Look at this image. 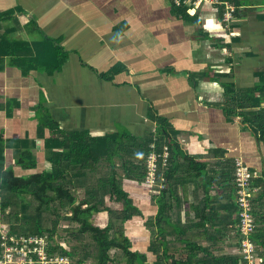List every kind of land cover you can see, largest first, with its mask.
Returning a JSON list of instances; mask_svg holds the SVG:
<instances>
[{
    "label": "crops",
    "instance_id": "1",
    "mask_svg": "<svg viewBox=\"0 0 264 264\" xmlns=\"http://www.w3.org/2000/svg\"><path fill=\"white\" fill-rule=\"evenodd\" d=\"M228 4L235 11L225 21ZM10 9L0 33L22 48L0 55L3 167L23 176L48 167L51 130L41 125L43 115L64 131L103 136L126 130L138 137L156 128L155 116L165 117L183 153L205 164L195 175L184 163L174 177L172 251L187 256L189 241L248 264L236 231L231 170L240 159L261 186L252 200L258 219L253 264H264V136L243 117L264 109V0H220L188 7L185 15L172 0H0V13ZM227 86L257 105H231L238 114H230ZM26 148L34 168L16 162ZM123 187L142 211L125 223L126 234L132 249L153 262L146 220L158 212L157 191L129 178Z\"/></svg>",
    "mask_w": 264,
    "mask_h": 264
},
{
    "label": "trees",
    "instance_id": "2",
    "mask_svg": "<svg viewBox=\"0 0 264 264\" xmlns=\"http://www.w3.org/2000/svg\"><path fill=\"white\" fill-rule=\"evenodd\" d=\"M187 8L179 6L184 15ZM13 11L0 13V20ZM30 24L37 28L35 21ZM20 43L7 33H0V55L11 54L15 48L18 52L22 48H19ZM17 59L30 61L22 55ZM226 93L230 114H238L237 107L257 105V101L241 93H231L229 86ZM231 105L235 109H231ZM244 114L256 134L264 136V109ZM155 121L156 128L142 137L126 130L92 136L87 131H64L51 117L41 116V125L51 130L45 148L48 167L23 176L16 175L12 166L4 168L0 162V228L9 226L17 233L47 234L51 251L69 255L73 264H83L90 259L95 264H240L238 257L216 256L211 246L189 241L185 242L187 256L177 257L172 251L170 236L174 229L169 226L175 195L174 177L184 163L197 170L195 175L202 173L205 164L183 153L177 132L167 118L158 115ZM165 146L169 149L168 161L165 164L161 159L158 161L154 186L157 193L153 195L158 212L146 220L151 231L149 250L156 255V259L149 262L145 252L132 249V241L126 234L125 223L135 215H142V211L123 187V180L145 182L149 154L162 153ZM2 157L0 153V159ZM16 162L24 168L37 166L28 148L18 155ZM231 170L234 179L235 162ZM253 184L260 189L259 183ZM108 198L120 202L122 207L109 206ZM236 205L239 211L237 202ZM104 212L108 214L105 224L92 220L94 215ZM253 214L257 230L254 210ZM62 218L66 224L60 223ZM255 230L251 236L254 242ZM236 231L239 233V215ZM112 249L116 251L114 255L110 253Z\"/></svg>",
    "mask_w": 264,
    "mask_h": 264
},
{
    "label": "built area",
    "instance_id": "3",
    "mask_svg": "<svg viewBox=\"0 0 264 264\" xmlns=\"http://www.w3.org/2000/svg\"><path fill=\"white\" fill-rule=\"evenodd\" d=\"M177 6L187 5L200 8L206 4L212 6L220 0H172ZM235 7L227 5L225 21L233 17ZM169 149L164 147L162 153L151 152L147 159V175L145 183L153 189L156 185L158 161H168ZM255 173L242 160L235 162L234 182L238 203L240 251L248 264H253L257 257L256 244L251 239L256 223L253 214V196L259 189L252 183ZM163 184H160L162 187ZM0 264H73L69 255L53 253L49 247L47 234H23L11 230L9 226L0 228Z\"/></svg>",
    "mask_w": 264,
    "mask_h": 264
},
{
    "label": "rangeland",
    "instance_id": "4",
    "mask_svg": "<svg viewBox=\"0 0 264 264\" xmlns=\"http://www.w3.org/2000/svg\"><path fill=\"white\" fill-rule=\"evenodd\" d=\"M107 204L109 205V206H114L115 204L114 203H112V200H110L109 198L107 199ZM122 206V205H121ZM120 206V207H121ZM114 208V207H113ZM107 216H108V214L106 213V212H104L103 214H96V215H94L93 216V218H92V220L95 222V223H97V224H105L106 222H107ZM49 221V220H48ZM61 224H66L67 223V221L65 220V219H61V222H60ZM172 225V224H171ZM134 229H136V227H134ZM139 230H140V228H139ZM138 230V231H139ZM139 234V233H138ZM115 249H112L111 250V255H114L115 254ZM83 264H95L94 263V261L92 260V259H90V260H87L85 263H83ZM110 264H112V263H110Z\"/></svg>",
    "mask_w": 264,
    "mask_h": 264
}]
</instances>
